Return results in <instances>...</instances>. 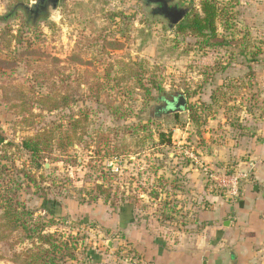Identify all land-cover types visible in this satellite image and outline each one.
Returning a JSON list of instances; mask_svg holds the SVG:
<instances>
[{
    "label": "rangeland",
    "instance_id": "obj_1",
    "mask_svg": "<svg viewBox=\"0 0 264 264\" xmlns=\"http://www.w3.org/2000/svg\"><path fill=\"white\" fill-rule=\"evenodd\" d=\"M36 1L0 0V33L23 34L22 45L12 41L11 53L18 56L30 42L41 54L34 58L37 66L51 80L35 85L17 57L12 69H0V134L6 144L0 145V192L15 190L33 219L47 225L45 233L76 240L77 260L64 264H141L135 224L153 230L158 221L164 231L194 232L206 223L191 226L202 212L239 221L245 245L235 260L264 264V0H216L236 4L232 31L245 37L246 56L200 49L152 14L145 0H58L55 10L49 7L30 24L24 8ZM168 1L198 10L200 0ZM128 65L138 69L148 93L136 79L123 80ZM97 84L95 101L90 88ZM15 91L26 100L72 91L78 101L47 113L19 106ZM184 93L183 113H153L159 105L153 97ZM189 105L198 123L189 119ZM83 116L87 134L67 153L53 148L37 160L22 147ZM233 185L241 187L237 198L228 196ZM97 186L106 192L99 194ZM123 220L133 222L127 233ZM247 230L257 232V239ZM29 248L20 232L12 233L0 242V264H12L14 254Z\"/></svg>",
    "mask_w": 264,
    "mask_h": 264
},
{
    "label": "trees",
    "instance_id": "obj_2",
    "mask_svg": "<svg viewBox=\"0 0 264 264\" xmlns=\"http://www.w3.org/2000/svg\"><path fill=\"white\" fill-rule=\"evenodd\" d=\"M236 4L232 3H219L216 0H200L198 4V10L194 8L188 9L186 16L176 24L172 29L178 36L191 37L196 40V43L200 49H217L223 48L227 51H235L238 56H246V45L244 43L245 37H238V33L232 31L234 26V16L236 12L232 10ZM231 9V10H230ZM28 23H33L34 15L28 13V8H24ZM11 16V13L8 14ZM221 30V32L218 31ZM23 34L17 32V35L13 36L9 30H3L0 33V54L5 52V55L13 56L14 60H6L0 58V69L13 68L15 66V59H24L27 64V70L30 74L31 81L42 88L50 83V77L47 72H44L41 67L37 66L34 58L41 57L40 52L35 49L30 42H27L23 46V50L19 52L18 56L11 53V43L15 42L17 45L23 44ZM110 48L115 50L116 44H110ZM234 49V50H233ZM259 50L257 54H259ZM256 53L254 54L257 55ZM127 69L129 73L123 78V80L136 79L139 83V88L145 92H149L150 88H146L141 83V78L137 74L136 70L132 66L128 65ZM151 87L154 88L159 94L163 91L159 86H156L154 81H151ZM91 92L95 101H98L100 86L97 84L91 87ZM157 95L152 100L159 102L164 96ZM14 100L19 106L28 105L29 108H33L35 105L43 112L52 113L68 108L72 104L77 103V96L72 91L65 93H47L35 97L30 100H26L23 92L15 91ZM185 99L188 94L184 93ZM215 103L216 97L212 98ZM194 106H188L189 119L198 123L200 117L197 114V110ZM154 115V114H153ZM177 114H175L176 116ZM85 119L77 118L72 120L67 126H56L54 129L43 131L41 134H37L33 138H29L22 143V147L33 158L37 159L44 155H49L53 148L61 153L65 154L73 145L79 142V136L87 134V128L85 127ZM0 145L5 146V139L0 134ZM38 160V159H37ZM4 169V168H3ZM23 175L28 179L30 183H35L34 177L29 174ZM20 188V182L16 184V189ZM99 194H104L106 191L101 186H97ZM15 190L5 188L3 192H0V242L7 240L9 235L15 232L21 233V239L29 241L31 248L27 249L23 253L14 254L11 258L12 264H64L67 261L77 260V244L76 240L71 237L64 238L61 235L45 233L44 230L47 227L40 221L33 219V212L28 211L20 204L16 199ZM40 198H44L43 194L37 193ZM150 197L158 198L157 193L149 194ZM97 197V196H96ZM96 197L93 200H96ZM109 192L106 193L105 200L107 201Z\"/></svg>",
    "mask_w": 264,
    "mask_h": 264
},
{
    "label": "crops",
    "instance_id": "obj_3",
    "mask_svg": "<svg viewBox=\"0 0 264 264\" xmlns=\"http://www.w3.org/2000/svg\"><path fill=\"white\" fill-rule=\"evenodd\" d=\"M264 133V123L261 125ZM255 189V188H254ZM235 220H221L214 213H200L191 226L206 222L194 232L179 228L163 230V224L153 221V230L144 222L135 224L136 242L134 244L141 264H248L237 257L238 249H244L245 243L239 241L243 231ZM121 229L129 231L131 221L123 220ZM256 225V224H255ZM254 225V226H255ZM260 227L255 226V229ZM252 230V229H250ZM247 230V232H253ZM261 233V232H259ZM254 240L257 232H253ZM248 238V237H247ZM246 238V239H247ZM248 248L246 247V250Z\"/></svg>",
    "mask_w": 264,
    "mask_h": 264
},
{
    "label": "water",
    "instance_id": "obj_4",
    "mask_svg": "<svg viewBox=\"0 0 264 264\" xmlns=\"http://www.w3.org/2000/svg\"><path fill=\"white\" fill-rule=\"evenodd\" d=\"M58 0H52L49 7L52 10L56 9ZM169 1L163 0L160 1L161 11L160 15L167 21V26L171 30L176 24H178L187 14L188 9L184 8H178L176 6L169 7L168 4ZM153 3H158V1H153ZM186 107V99L183 95H178L177 99H175L174 102L170 104V110L169 114H180L184 112V109Z\"/></svg>",
    "mask_w": 264,
    "mask_h": 264
},
{
    "label": "flooded vegetation",
    "instance_id": "obj_5",
    "mask_svg": "<svg viewBox=\"0 0 264 264\" xmlns=\"http://www.w3.org/2000/svg\"><path fill=\"white\" fill-rule=\"evenodd\" d=\"M153 1H155V0H145V5L147 7L151 8L152 14H160L161 6H162L160 4V1H163V0H156V1H158V3H153ZM51 2H52V0H37L35 4H33L30 8H28V10H27L28 13H31L34 15L33 22L37 18H39L40 16H42L43 14L46 13ZM167 5L169 7H172L171 2H168ZM177 97H178V95L168 96V97L166 96V97L162 98L159 101V105L152 108L153 113L155 115H167V114H169L168 112L170 110V104L172 102H174L175 99H177Z\"/></svg>",
    "mask_w": 264,
    "mask_h": 264
},
{
    "label": "built area",
    "instance_id": "obj_6",
    "mask_svg": "<svg viewBox=\"0 0 264 264\" xmlns=\"http://www.w3.org/2000/svg\"><path fill=\"white\" fill-rule=\"evenodd\" d=\"M240 194H241V187L239 186L237 187L236 185H233L230 191L228 192V196L231 198H237L240 196Z\"/></svg>",
    "mask_w": 264,
    "mask_h": 264
}]
</instances>
